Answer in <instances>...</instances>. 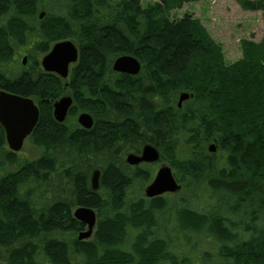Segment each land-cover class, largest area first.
Wrapping results in <instances>:
<instances>
[{
  "label": "trees",
  "instance_id": "1",
  "mask_svg": "<svg viewBox=\"0 0 264 264\" xmlns=\"http://www.w3.org/2000/svg\"><path fill=\"white\" fill-rule=\"evenodd\" d=\"M197 1L0 0V90L36 101L24 144L41 148L19 157L0 126V264H264V39L226 65L198 20L169 16ZM234 1L264 18V0ZM64 40L78 59L63 80L39 62ZM120 56L139 73L113 72ZM64 91L91 129L54 120ZM145 145L191 198L144 197L153 165L124 155ZM79 207L96 214L87 240Z\"/></svg>",
  "mask_w": 264,
  "mask_h": 264
},
{
  "label": "water",
  "instance_id": "2",
  "mask_svg": "<svg viewBox=\"0 0 264 264\" xmlns=\"http://www.w3.org/2000/svg\"><path fill=\"white\" fill-rule=\"evenodd\" d=\"M44 13L41 12L39 19H42ZM78 59L76 46L70 40H64L55 43L49 52L40 59L41 69L45 73L55 74L61 79H66L69 68L75 64ZM26 59H22L25 65ZM112 71L115 73L135 76L140 71L139 62L131 56H120L112 64ZM187 93L180 94L177 107L188 100ZM72 106V98L62 97L53 103L52 116L54 120L62 124ZM39 118L37 105L31 98L22 97L0 90V126L5 134V142L9 151L17 153L22 149L26 138L35 128ZM77 124L84 130H89L93 126V118L87 113H81L77 117ZM210 153L215 152L214 145L208 148ZM159 153L151 145H145L140 154H129L125 158L128 166L136 167L140 164H155L159 162ZM99 171L95 170L91 176V188L98 189ZM180 190V185L175 180L172 170L169 166H161L155 173L152 181L143 191L146 199H151L165 194H175ZM73 218L80 222L85 230L77 236L78 240H87L92 236L96 225L95 212L86 207H79L74 210Z\"/></svg>",
  "mask_w": 264,
  "mask_h": 264
},
{
  "label": "rangeland",
  "instance_id": "3",
  "mask_svg": "<svg viewBox=\"0 0 264 264\" xmlns=\"http://www.w3.org/2000/svg\"><path fill=\"white\" fill-rule=\"evenodd\" d=\"M139 1L141 6L145 8L151 6L157 0ZM169 16L173 21L181 18L198 20L211 39L221 46L226 65H232L242 58L240 44L243 40L259 42L264 39V18L261 12L243 11L234 0H199L197 2L184 4L180 9L171 11ZM180 94L182 93L177 94L176 104L178 103ZM66 96H71L68 91L58 94L56 101ZM76 121L77 116L72 118L66 117L65 119V123H76ZM40 151L41 148L38 146L23 144L22 149L16 154L19 157L33 159L40 154ZM129 154L132 153L127 152L124 155V160ZM161 165L162 163H155L153 164V169L156 171ZM179 185L180 190L178 192L164 196L172 200L178 197L191 198L190 196H192V194H189V192H187L188 188H186V186L190 184L182 183ZM193 188L196 189L197 186L195 185ZM195 191H197V189ZM193 206L195 207L196 205L193 204ZM77 236L78 234L75 235V237Z\"/></svg>",
  "mask_w": 264,
  "mask_h": 264
}]
</instances>
